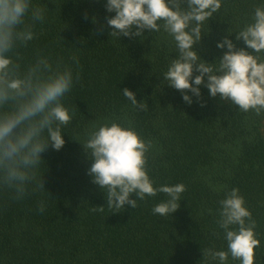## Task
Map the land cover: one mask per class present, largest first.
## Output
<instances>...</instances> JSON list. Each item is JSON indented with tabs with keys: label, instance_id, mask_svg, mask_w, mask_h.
<instances>
[{
	"label": "trees",
	"instance_id": "1",
	"mask_svg": "<svg viewBox=\"0 0 264 264\" xmlns=\"http://www.w3.org/2000/svg\"><path fill=\"white\" fill-rule=\"evenodd\" d=\"M34 3L49 11L45 23L37 25L42 34L30 43L27 54L39 47L66 62L75 55L80 79L63 101L74 113L62 128L65 145L57 151L49 144L41 154L44 163L38 175L45 191L33 193L30 186L24 199L13 200L0 189V264H219L205 259L203 250L227 251L223 230L216 224L217 210L234 187L257 224L255 264H264V113H243L227 101L218 102L203 85L201 98L188 92L193 102L186 103L162 77L177 56L171 38L149 30L143 40L111 37L107 18L114 13L107 12L106 0ZM262 4L264 0H223L203 27L206 35L194 46L200 57L208 63L222 58L227 49L216 45L228 30V38L246 48L235 33ZM125 88L138 102L147 103L146 112L133 110L122 94ZM125 117L153 142L148 168L155 186H186L172 216L152 213L168 199L163 193L138 200L135 209L125 205L114 213L106 206V193L88 174L92 160L82 144L92 124L123 122ZM130 198L136 199L135 194ZM41 202L44 212L39 211ZM93 207L104 210L93 212ZM226 264L240 261L229 256Z\"/></svg>",
	"mask_w": 264,
	"mask_h": 264
},
{
	"label": "clouds",
	"instance_id": "2",
	"mask_svg": "<svg viewBox=\"0 0 264 264\" xmlns=\"http://www.w3.org/2000/svg\"><path fill=\"white\" fill-rule=\"evenodd\" d=\"M222 4L223 0H106L105 8L114 13L107 18L111 37L143 40L145 30H149L162 31L171 38L177 56L171 58L162 77L182 93L186 103L193 102L188 92L201 98L203 85L212 98L219 95L240 112L259 116L264 113V4L255 6L251 21L235 33L236 41L243 40L246 48H238L228 38L232 34L229 30L216 45L227 51L213 63L204 61L194 47L206 35L205 23L209 24ZM48 11L46 5L34 0H0V189L7 190L13 200L24 199L30 186L33 193L45 191L43 176L38 175L44 163L41 154L49 144L57 151L63 148L62 128L74 115L63 101L74 81L80 79L78 57L71 55L66 62L63 56L39 47L27 54L30 43L42 34L37 25L45 23ZM122 94L134 111L148 110L147 103L138 102L129 89H123ZM82 145L92 160L88 174L106 193V206L115 209L114 213L125 205L135 209L138 200L158 193L168 199L152 208L154 215L172 216L179 209L186 186H155L148 168L153 142L145 140L131 120L125 117L123 122L93 123ZM133 194L136 199L130 198ZM218 203L216 224L223 230L227 251L207 248L204 258L226 264L231 256L240 264H255L260 240L244 197L234 187ZM44 210L41 202L39 211ZM213 235L219 236V232Z\"/></svg>",
	"mask_w": 264,
	"mask_h": 264
},
{
	"label": "rangeland",
	"instance_id": "3",
	"mask_svg": "<svg viewBox=\"0 0 264 264\" xmlns=\"http://www.w3.org/2000/svg\"><path fill=\"white\" fill-rule=\"evenodd\" d=\"M216 99L218 100V102H224L223 100L220 99L219 95H217Z\"/></svg>",
	"mask_w": 264,
	"mask_h": 264
}]
</instances>
